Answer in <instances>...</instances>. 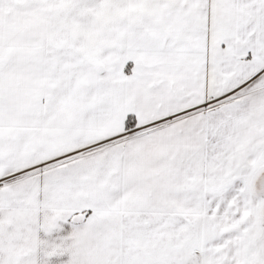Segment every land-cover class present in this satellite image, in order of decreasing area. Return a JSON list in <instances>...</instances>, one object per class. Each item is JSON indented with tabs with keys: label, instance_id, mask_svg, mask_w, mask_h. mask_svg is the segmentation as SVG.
I'll use <instances>...</instances> for the list:
<instances>
[{
	"label": "snow or ice",
	"instance_id": "obj_1",
	"mask_svg": "<svg viewBox=\"0 0 264 264\" xmlns=\"http://www.w3.org/2000/svg\"><path fill=\"white\" fill-rule=\"evenodd\" d=\"M0 264H264V0H0Z\"/></svg>",
	"mask_w": 264,
	"mask_h": 264
}]
</instances>
